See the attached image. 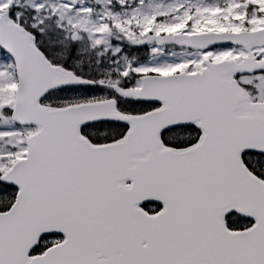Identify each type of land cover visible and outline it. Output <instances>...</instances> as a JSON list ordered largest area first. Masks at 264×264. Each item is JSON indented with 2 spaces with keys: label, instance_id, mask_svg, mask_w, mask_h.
I'll return each instance as SVG.
<instances>
[{
  "label": "snow or ice",
  "instance_id": "obj_1",
  "mask_svg": "<svg viewBox=\"0 0 264 264\" xmlns=\"http://www.w3.org/2000/svg\"><path fill=\"white\" fill-rule=\"evenodd\" d=\"M0 264H264V0H0Z\"/></svg>",
  "mask_w": 264,
  "mask_h": 264
}]
</instances>
